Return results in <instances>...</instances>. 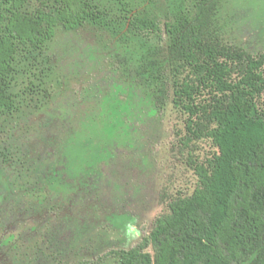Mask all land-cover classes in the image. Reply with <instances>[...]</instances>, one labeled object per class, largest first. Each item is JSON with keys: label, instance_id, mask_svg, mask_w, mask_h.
I'll return each mask as SVG.
<instances>
[{"label": "rangeland", "instance_id": "rangeland-1", "mask_svg": "<svg viewBox=\"0 0 264 264\" xmlns=\"http://www.w3.org/2000/svg\"><path fill=\"white\" fill-rule=\"evenodd\" d=\"M56 1L28 0L23 11ZM83 1L109 24L56 27L13 62V108L0 114V264H118L122 251L154 258L157 218L193 193L197 168L218 153L173 102L174 76L187 71L174 70L166 23L194 19L196 0ZM135 15L156 18L160 30H137ZM210 30L263 53L264 0H220ZM156 58L167 81L161 100L150 77Z\"/></svg>", "mask_w": 264, "mask_h": 264}, {"label": "trees", "instance_id": "trees-1", "mask_svg": "<svg viewBox=\"0 0 264 264\" xmlns=\"http://www.w3.org/2000/svg\"><path fill=\"white\" fill-rule=\"evenodd\" d=\"M27 1L0 0V114L13 108L7 88L20 49H41L59 26L109 24L108 15L87 1L41 2L33 13L23 11ZM219 2L196 0L194 19L181 15L175 25L166 23L174 70L187 71L174 76L173 102L188 114L193 135L212 138L218 153L197 168L193 193L172 199L169 212L157 218L154 258L122 251L118 264H264V52L251 54L210 30ZM131 24L160 30L146 15H135ZM161 64L157 58L150 63L160 100L167 98Z\"/></svg>", "mask_w": 264, "mask_h": 264}]
</instances>
